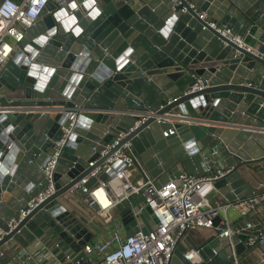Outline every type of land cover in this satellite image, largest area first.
Instances as JSON below:
<instances>
[{"label": "water", "instance_id": "water-1", "mask_svg": "<svg viewBox=\"0 0 264 264\" xmlns=\"http://www.w3.org/2000/svg\"><path fill=\"white\" fill-rule=\"evenodd\" d=\"M192 1L220 28L240 35L242 44L193 10L174 11L170 0H71L64 7L49 2L26 30L0 71L4 231L47 187L40 165L54 153L63 128H73L54 174L56 192L4 236L0 264L27 249L44 225L47 236L51 229L75 252L93 242L94 234L58 199L66 193L87 196L76 185L106 159L89 166L120 131H129L121 145L131 141L154 178L207 147L218 150L226 167L233 168L216 182L219 193L234 201L252 192L240 169L264 161V102L259 106L256 99L264 97V0ZM200 80L205 87L190 92ZM110 175L114 172L100 179L110 180ZM96 181L92 177L84 186L92 188ZM121 216L128 235L137 232L131 208ZM233 242L237 254L246 250L238 235ZM186 251L179 243L171 263L191 264ZM201 256V264L234 260L226 237L210 241ZM86 261L84 256L80 263Z\"/></svg>", "mask_w": 264, "mask_h": 264}, {"label": "built area", "instance_id": "built-area-1", "mask_svg": "<svg viewBox=\"0 0 264 264\" xmlns=\"http://www.w3.org/2000/svg\"><path fill=\"white\" fill-rule=\"evenodd\" d=\"M71 0H3L0 2V71L11 60L28 28L34 26L40 18L42 10L53 2L58 7H64ZM174 11L188 13L190 10L204 20L211 28L217 30L230 40L242 44L240 35L231 28L215 21L206 11L200 10L192 0H170ZM78 10V7L75 8ZM251 50V49H248ZM205 87L203 81H198L189 89L190 92ZM166 119L157 118L158 122ZM73 124L63 128V135L54 144V153L40 171L48 181L47 187L28 203V210L22 212L8 222L10 231L40 203L44 202L56 192L54 174L59 159L69 143ZM129 131L119 132L110 142L106 143L98 157L89 163L94 166L98 161L106 158L99 166L76 185L87 194L82 198L85 204L93 210L92 216L99 217L112 225L110 235L101 241L93 242L88 248L82 249V255L73 259L65 254L61 264H81L80 260L86 256L83 264H172V258L179 243L187 239L192 232L208 230L211 237L205 244L187 248L184 258L191 264H201L204 260L201 252L208 243L215 239L228 238L234 257L232 264H241V260L254 259V264H264V220L253 219L264 204V166L260 169L252 192L244 198L234 201L219 200V190L216 182L233 171L232 167L221 164L218 150H201L199 160L191 156L194 172L179 170L167 172L165 179L154 178L146 169L137 155L131 141L121 145ZM114 150V151H113ZM94 148V154L96 153ZM194 157V158H193ZM117 164V166H115ZM114 172L111 179L103 181V173ZM96 178V184L87 188L84 184L90 178ZM141 197L144 204L135 210L133 203ZM127 207L132 215H137L149 208L156 218L150 228L142 227L137 221V232L126 235L121 213ZM236 210L239 220L231 223L227 213ZM219 221L216 223V219ZM9 232L0 227V242ZM240 237V243L246 246L242 254H237L233 236ZM56 247H60L57 243ZM218 253L215 251V255ZM55 257V255L53 254ZM209 260H212L210 258ZM7 264H42L37 258L22 249Z\"/></svg>", "mask_w": 264, "mask_h": 264}, {"label": "crops", "instance_id": "crops-1", "mask_svg": "<svg viewBox=\"0 0 264 264\" xmlns=\"http://www.w3.org/2000/svg\"><path fill=\"white\" fill-rule=\"evenodd\" d=\"M21 1V0H16ZM262 75L260 76L261 82L264 83V69L261 70ZM246 84V81L244 82ZM249 86V85H248ZM257 100H260L259 106L264 102V97H257ZM264 104V103H263ZM263 106V105H261ZM5 108V107H0ZM20 109V110H27L29 108L34 107H9V109ZM49 108V107H47ZM264 108V107H262ZM172 121V120H171ZM243 126L241 129L246 130L251 128L254 130L253 132H260L263 133L264 131L261 129H256V127L253 126H245V125H239ZM261 130V131H257ZM263 131V132H262ZM201 150L206 151L209 150L207 147H203ZM195 159L199 160V155H194ZM193 157V158H194ZM221 164L226 167L224 159L221 158ZM264 166V161L257 162L254 164H250L247 166H243L240 169V172L242 176L253 186V184L256 182V179L258 178V174H261L260 170ZM179 170H186L188 172H194V167L191 162V156L184 159L182 162L178 163L176 166H174L169 172H177ZM166 173L163 174L161 177H165ZM222 198H219V197ZM141 197H138L135 199V202ZM142 199V198H141ZM219 200L226 199L224 196L219 194L218 196ZM62 205H64L70 212H72L87 228L88 230L94 234L93 242L101 241L106 239L111 231L113 230L112 225L108 224L107 222L103 221L99 217L92 216L93 210L90 209L84 202L82 198H79L78 196H75L70 193H66L63 196H61L58 199ZM133 203V207L134 204ZM144 202V201H143ZM143 205V203L141 204ZM140 205V206H141ZM259 212L256 213L253 216V219H262L264 220V204L260 206ZM229 221L232 223L237 222L239 218V213L236 210H229L227 213ZM136 221L139 222V224L144 228H150L152 227L155 222L156 218L153 216L151 210L147 208L146 211H143L139 215H137ZM124 232L126 235H128V230L126 229V226H124ZM47 236V235H46ZM211 237V232L208 230H200L192 232L191 235L183 240L182 244L186 246V248L195 246V245H201L205 244L207 240ZM55 236L54 235H48L46 237H40L36 239L33 243L30 244V246L27 248V252L33 254L37 260L42 264H61L64 261V255L70 254L73 259L76 257H80L82 255V250L80 252H75L66 242L59 240L54 241ZM50 239V241H48ZM87 244L86 248L90 246L91 243ZM59 244L60 247H56V244ZM76 253H79L77 256ZM55 255V257L53 256ZM241 264H254V259L250 258L247 260H244V258L241 260Z\"/></svg>", "mask_w": 264, "mask_h": 264}, {"label": "rangeland", "instance_id": "rangeland-1", "mask_svg": "<svg viewBox=\"0 0 264 264\" xmlns=\"http://www.w3.org/2000/svg\"><path fill=\"white\" fill-rule=\"evenodd\" d=\"M163 179H165V177H163ZM219 198H222L221 196L219 197ZM144 200L143 199H141V198H139L136 202H135V204H134V209L135 210H139V207H140V205L143 203L144 204V202H143ZM48 229V227H47V225H44L43 227H41V228H38L37 229V231H36V233H37V235L38 236H40V237H46L47 238V232L45 231V230H47ZM54 234V236L56 235L51 229H49L48 230V235L49 234ZM59 240H62L58 235L57 236H55V238H54V241H59ZM48 241H50V239L48 240ZM82 253V252H81ZM77 254V256L79 255V253H76ZM76 257H74V259H75Z\"/></svg>", "mask_w": 264, "mask_h": 264}]
</instances>
